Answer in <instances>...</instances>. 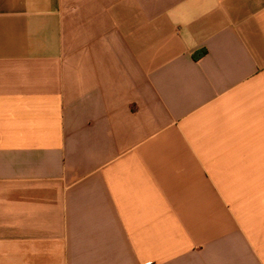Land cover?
I'll use <instances>...</instances> for the list:
<instances>
[{
  "label": "crops",
  "instance_id": "0c3cea01",
  "mask_svg": "<svg viewBox=\"0 0 264 264\" xmlns=\"http://www.w3.org/2000/svg\"><path fill=\"white\" fill-rule=\"evenodd\" d=\"M0 264H264V0H0Z\"/></svg>",
  "mask_w": 264,
  "mask_h": 264
}]
</instances>
